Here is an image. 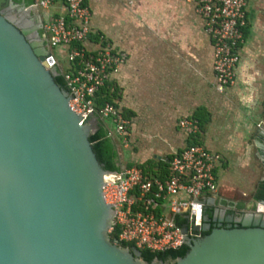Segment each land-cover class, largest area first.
<instances>
[{
    "label": "water",
    "instance_id": "obj_1",
    "mask_svg": "<svg viewBox=\"0 0 264 264\" xmlns=\"http://www.w3.org/2000/svg\"><path fill=\"white\" fill-rule=\"evenodd\" d=\"M32 10L0 0V264H264L256 204L241 215L204 209L202 236L184 226L175 259L147 263L110 239L115 208L102 188L115 173L92 148L97 118L70 108Z\"/></svg>",
    "mask_w": 264,
    "mask_h": 264
},
{
    "label": "crops",
    "instance_id": "obj_2",
    "mask_svg": "<svg viewBox=\"0 0 264 264\" xmlns=\"http://www.w3.org/2000/svg\"><path fill=\"white\" fill-rule=\"evenodd\" d=\"M124 1L131 8L150 3L160 9L161 35L151 39L155 47L144 52L139 39L135 40L115 78L118 105L137 116L139 106L147 111L145 124H131L130 136L137 141L136 137L148 133L150 139L160 135L158 131L164 139L162 148L138 149L134 144L127 151L135 158L132 165L154 159L156 167L163 166L187 143L177 122L191 116L202 125L194 141L222 158L216 170L217 191L202 196L206 213L218 210L223 215H241L255 203L264 210L256 199L261 186L264 192V138L260 134L264 130V0H245L247 25L240 62L234 85L223 94L214 89L211 41L190 5L174 0ZM85 2L91 10V0ZM91 26L111 42L102 30ZM120 164L128 163L123 165L120 159Z\"/></svg>",
    "mask_w": 264,
    "mask_h": 264
},
{
    "label": "built area",
    "instance_id": "obj_3",
    "mask_svg": "<svg viewBox=\"0 0 264 264\" xmlns=\"http://www.w3.org/2000/svg\"><path fill=\"white\" fill-rule=\"evenodd\" d=\"M32 1L31 7L43 14L42 37L53 59L49 67L57 68L72 94V111L87 120L96 113V94L107 85L110 92L114 90L116 75L129 54L92 28V13L85 0ZM174 1L190 5L201 20L213 48L214 89L223 94L236 79L247 25L246 1ZM99 117L108 125L107 137L117 140L120 150L128 149L131 121L125 118L118 101H106ZM177 127L187 143L167 162L163 161L164 173L157 170L154 176L139 165L122 167L103 186L105 202L115 208L108 233L118 231V243L132 244L137 250L163 252L184 246V226L189 237L202 236V196L217 191L216 170L222 158L197 142L188 143L200 133L197 119L182 117ZM175 217L186 224L177 226Z\"/></svg>",
    "mask_w": 264,
    "mask_h": 264
},
{
    "label": "rangeland",
    "instance_id": "obj_4",
    "mask_svg": "<svg viewBox=\"0 0 264 264\" xmlns=\"http://www.w3.org/2000/svg\"><path fill=\"white\" fill-rule=\"evenodd\" d=\"M131 7L132 5L126 3L124 0H91V24L102 30L105 36L111 39V43L121 46L126 49V51H130L132 44L135 40L139 39V49L147 52L151 50L152 47H155L151 41L152 37L157 38L161 35L157 26V22L160 21V9L159 7L154 8L150 3H142L140 7ZM103 26L105 28H103ZM121 29H123L122 36L119 35ZM159 33L160 35L158 36ZM63 66H65L64 63ZM128 88L130 90V87ZM139 109L138 116L132 114L130 117V121L138 117V121L134 122L133 120L131 122V124H135L137 127L142 126V124H145L144 122L147 121L145 119V113L147 111H144V106H139ZM155 132L156 131L153 130L152 133L155 134ZM157 134L160 135L148 139V133H144L143 138L136 137L137 141L130 136L128 149L120 150L119 152L122 164L126 165L128 163L129 166H132V162L135 158L127 151H129L134 144L138 149L142 146L145 148L152 147L153 149L162 148L164 146V139L162 138L161 132L157 131ZM156 164L157 161L152 159L147 163H142L140 166L145 172L156 173L157 170L160 169V167H156ZM162 167L164 168V166H161V169H163Z\"/></svg>",
    "mask_w": 264,
    "mask_h": 264
},
{
    "label": "trees",
    "instance_id": "obj_5",
    "mask_svg": "<svg viewBox=\"0 0 264 264\" xmlns=\"http://www.w3.org/2000/svg\"><path fill=\"white\" fill-rule=\"evenodd\" d=\"M32 0H28V4H32ZM62 83L66 86L62 75L59 74L57 76ZM114 85V83H113ZM114 90L110 92V85H107L105 88L101 89L99 93L96 94L95 97V110L96 113L93 115L97 118V122L95 125V130L90 136V141L92 144V148L95 154V157L98 161V163L102 166V168L105 171H109L112 173H117L121 171L122 165L120 164V149H119V143L117 140L111 139L107 137L108 132V125L102 121L99 117V110L103 107V104L106 101H112V100H118L120 98V91L117 88L116 85L113 86ZM123 114L125 118L130 120V117L132 113L130 111L123 109ZM202 128V125L200 123V129ZM189 144L196 143V141H188ZM165 167V164L162 163ZM140 166V165H139ZM126 168L130 167L128 164L125 166ZM141 167V166H140ZM159 172L164 173V168L158 170ZM154 176H157L156 173H152ZM256 199L258 201L264 200V192L262 189V186L259 189L258 194L256 195ZM174 222L177 226L182 227L184 224H186V221L181 219L180 217H175ZM109 237L111 240L117 241L118 239V231H112L109 234ZM122 247H126L129 249H135V247L132 244H126V243H119ZM140 252V258L143 261H146L147 263L157 259L161 260L162 257H169V258H178L182 256L185 252V249L183 246L177 250H166L163 252H151L149 250H138Z\"/></svg>",
    "mask_w": 264,
    "mask_h": 264
},
{
    "label": "flooded vegetation",
    "instance_id": "obj_6",
    "mask_svg": "<svg viewBox=\"0 0 264 264\" xmlns=\"http://www.w3.org/2000/svg\"><path fill=\"white\" fill-rule=\"evenodd\" d=\"M12 2H13V4H15V5H19L20 7L21 6H26V7H29V6H31V4H28V0H12ZM31 19H33V21H34V24L35 25H40V27H41V23H42V21H43V14H42V12L40 11V10H37V9H33L32 11H31ZM26 29H28V27L26 26L25 27ZM38 33H39V36H40V39L43 41V43H44V46L46 47L47 45H46V42L44 41V39H43V37H42V31H41V28L39 29V31H38ZM261 201V200H260ZM259 202V201H258ZM256 204V203H255Z\"/></svg>",
    "mask_w": 264,
    "mask_h": 264
}]
</instances>
